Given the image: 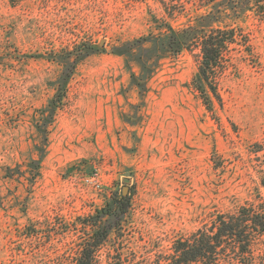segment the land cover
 <instances>
[{
    "label": "rangeland",
    "instance_id": "1",
    "mask_svg": "<svg viewBox=\"0 0 264 264\" xmlns=\"http://www.w3.org/2000/svg\"><path fill=\"white\" fill-rule=\"evenodd\" d=\"M197 5L0 0V264H65L125 187L102 264H166L216 213L264 200V19L215 22L252 55L231 52L210 113L190 84L199 48L175 54L163 32L195 25ZM252 250L264 264V236Z\"/></svg>",
    "mask_w": 264,
    "mask_h": 264
},
{
    "label": "trees",
    "instance_id": "2",
    "mask_svg": "<svg viewBox=\"0 0 264 264\" xmlns=\"http://www.w3.org/2000/svg\"><path fill=\"white\" fill-rule=\"evenodd\" d=\"M11 4L19 0H8ZM170 18L187 13L186 5L198 3L197 23L175 31L169 23L163 32L169 37L168 46L178 54L183 49L198 47L200 61L191 79V87L205 109L213 113L214 102L220 103L218 79L231 59V52L252 55V46L244 31L233 25H216L223 17L239 20L248 12L264 19V0H156ZM36 175L39 163L33 161ZM34 176V178H36ZM264 188V176L260 179ZM130 207L128 195L113 194L83 222L85 232L80 241V251L64 260L65 264H102L97 252L114 233L111 221L127 215ZM119 226V223H118ZM264 236V200L252 202L233 211L216 213L208 225L198 228L189 237L180 238L174 253L166 264H258L252 250L255 239ZM108 264H140L122 258V254L108 257ZM62 264L63 261H60ZM111 262V263H110ZM263 264L262 262H260ZM159 264V263H157Z\"/></svg>",
    "mask_w": 264,
    "mask_h": 264
},
{
    "label": "water",
    "instance_id": "3",
    "mask_svg": "<svg viewBox=\"0 0 264 264\" xmlns=\"http://www.w3.org/2000/svg\"><path fill=\"white\" fill-rule=\"evenodd\" d=\"M125 181L128 182L129 179L127 178V179H125ZM126 192H127V189H126V187H125V188L123 189V192H122V193H123V194H126Z\"/></svg>",
    "mask_w": 264,
    "mask_h": 264
}]
</instances>
